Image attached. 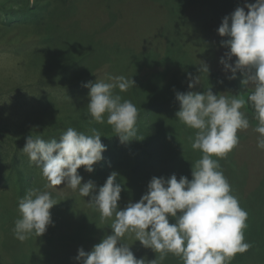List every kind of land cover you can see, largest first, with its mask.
Masks as SVG:
<instances>
[{"label": "rangeland", "instance_id": "374dc122", "mask_svg": "<svg viewBox=\"0 0 264 264\" xmlns=\"http://www.w3.org/2000/svg\"><path fill=\"white\" fill-rule=\"evenodd\" d=\"M246 3L255 0H0V264H77L80 247L91 251L111 234L112 220H101L89 198L64 185L46 187L41 169L22 150L30 134L58 140L68 127L91 134L87 82L133 77L136 86L115 91L143 110L153 138L150 146L137 139L152 157L140 163L119 137L108 139L95 171L78 169L83 182L100 186L117 172L125 189L123 208L140 200L153 176L192 178V164L202 152L191 147L195 130L176 118L175 93L211 87L216 94L243 96L242 75L229 80L231 73L223 71L220 59L227 49L221 42L227 37L217 29ZM202 61L209 73L189 89L188 73L201 75ZM242 111L251 127L238 132L239 144L226 158H213L248 214L244 237L250 248L230 264H264V150L257 147L254 114ZM31 188L49 192L57 204L46 233L21 242L13 229L19 202ZM125 242L138 259L149 256L150 264H183L171 253L161 260L133 235Z\"/></svg>", "mask_w": 264, "mask_h": 264}, {"label": "clouds", "instance_id": "9594fccd", "mask_svg": "<svg viewBox=\"0 0 264 264\" xmlns=\"http://www.w3.org/2000/svg\"><path fill=\"white\" fill-rule=\"evenodd\" d=\"M217 31L227 37L221 42L227 51L220 59L225 74L231 73L227 79H237L239 73L242 88L250 87L251 91L247 98L216 94L211 87L203 92L176 91L180 105L176 118L195 130L191 147L202 152L192 164L191 179L184 175L178 178L175 173L153 176L140 200L129 201L121 208L119 201L125 189L117 182V172L113 171L100 186L91 179L83 182L78 172L81 166L94 172V165L103 160L107 146L97 129L86 134L68 127L58 140L31 134L26 137L22 150L29 162L41 169L48 181L46 187L64 185L78 190L81 197L89 198L101 220H112L111 234H106L91 251L78 249L74 258L77 264H145L125 242L127 235L159 253L161 260L171 253L183 264H230L237 253L250 248L244 237L248 214L232 194L219 160L213 157L226 158L239 144L238 132L251 127L246 111H242L249 104L257 121L253 129L259 134L257 147L264 150V0L238 6L223 17ZM199 65L201 75L188 73L189 89H195L201 76L209 73L207 63ZM83 86L89 89L87 110L96 123L111 125L122 144L139 139V111L115 91L126 92L136 86L133 77L113 76L108 82L96 80ZM56 204L49 192L29 189L19 202L15 238L23 242L44 235L53 224L51 209Z\"/></svg>", "mask_w": 264, "mask_h": 264}, {"label": "trees", "instance_id": "16d2710c", "mask_svg": "<svg viewBox=\"0 0 264 264\" xmlns=\"http://www.w3.org/2000/svg\"><path fill=\"white\" fill-rule=\"evenodd\" d=\"M115 13V12H114ZM251 91V88H247V89H243L242 90V94L243 97L247 98L248 93ZM139 108V107H138ZM137 108V109H138ZM246 108L252 112L254 114V110L252 108V106L249 104L246 106ZM139 117H138V121H137V137L143 139V141H146V144H148V146H150V143L147 142L150 138H153V136L151 135V132L149 131V127L148 125H146V116H143L142 114V109H139ZM93 119V118H92ZM91 122V121H90ZM93 122V128L97 129L100 133L103 132V135L101 137L102 143L106 145L107 140L113 137H118L115 136V133L113 132L112 126L108 125L107 123L104 124H98L95 121ZM91 124V123H90ZM139 130V132H138ZM151 133V134H149ZM102 134V133H101ZM106 142V143H105ZM124 146L127 147L129 154L131 155V157L134 159L135 163H140L141 159L144 160V157H148V158H152L151 157V149H149L146 151V147L144 148H140L137 142V139H133L131 142L127 143V145L123 144ZM146 151V152H145ZM105 168V167H104ZM99 170V168H97ZM1 182H2V165L0 163V186H1ZM145 264H150L152 262V259H150L149 256H145L144 258Z\"/></svg>", "mask_w": 264, "mask_h": 264}]
</instances>
